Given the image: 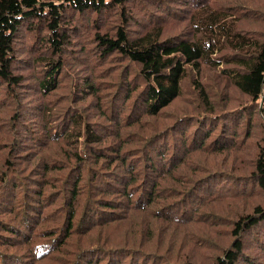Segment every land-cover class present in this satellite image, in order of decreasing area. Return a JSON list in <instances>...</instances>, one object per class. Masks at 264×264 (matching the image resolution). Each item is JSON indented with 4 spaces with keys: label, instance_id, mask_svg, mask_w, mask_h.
<instances>
[{
    "label": "trees",
    "instance_id": "obj_1",
    "mask_svg": "<svg viewBox=\"0 0 264 264\" xmlns=\"http://www.w3.org/2000/svg\"><path fill=\"white\" fill-rule=\"evenodd\" d=\"M0 264H264V0H0Z\"/></svg>",
    "mask_w": 264,
    "mask_h": 264
}]
</instances>
